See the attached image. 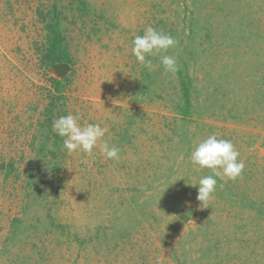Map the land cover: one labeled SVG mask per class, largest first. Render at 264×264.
I'll use <instances>...</instances> for the list:
<instances>
[{
    "label": "rangeland",
    "instance_id": "obj_1",
    "mask_svg": "<svg viewBox=\"0 0 264 264\" xmlns=\"http://www.w3.org/2000/svg\"><path fill=\"white\" fill-rule=\"evenodd\" d=\"M55 18L64 75L42 58ZM148 25L175 75L132 54ZM69 113L120 159L68 153ZM212 134L245 168L204 207L190 154ZM0 264H264V0H0Z\"/></svg>",
    "mask_w": 264,
    "mask_h": 264
},
{
    "label": "clouds",
    "instance_id": "obj_2",
    "mask_svg": "<svg viewBox=\"0 0 264 264\" xmlns=\"http://www.w3.org/2000/svg\"><path fill=\"white\" fill-rule=\"evenodd\" d=\"M177 43L178 41L172 35L148 25L144 28L142 35H136L133 38L132 54L137 62L149 71L154 70L151 58L159 56L164 71L175 75L180 70L178 60L175 56L165 53L170 48H174ZM52 128L58 136L63 138V148L68 153L83 151L91 154L100 142V151L107 159H120L121 149L103 140L109 129L101 127L100 124L89 123L81 126L79 117L69 113L55 119ZM239 157L240 152L231 140L218 138L215 134L199 142L191 152L190 160L193 165L212 170V174L202 177L197 184H190L193 187L198 186L197 200L202 202V206L205 207L213 197L217 178L235 180L242 173L245 163Z\"/></svg>",
    "mask_w": 264,
    "mask_h": 264
},
{
    "label": "trees",
    "instance_id": "obj_3",
    "mask_svg": "<svg viewBox=\"0 0 264 264\" xmlns=\"http://www.w3.org/2000/svg\"><path fill=\"white\" fill-rule=\"evenodd\" d=\"M50 32V37L48 40L47 50L45 54L42 56L43 62L46 63L48 66L54 65L56 63H68V53L67 49L61 43L59 30H58V22L55 18L52 26L48 27ZM52 83L55 84V80H50ZM57 84V83H56ZM181 89H182V99L184 103V107L182 112L187 114L190 108V94L186 88V84L181 81Z\"/></svg>",
    "mask_w": 264,
    "mask_h": 264
},
{
    "label": "water",
    "instance_id": "obj_4",
    "mask_svg": "<svg viewBox=\"0 0 264 264\" xmlns=\"http://www.w3.org/2000/svg\"><path fill=\"white\" fill-rule=\"evenodd\" d=\"M52 73L57 75H64L68 71V67L64 64L54 65L50 68Z\"/></svg>",
    "mask_w": 264,
    "mask_h": 264
},
{
    "label": "crops",
    "instance_id": "obj_5",
    "mask_svg": "<svg viewBox=\"0 0 264 264\" xmlns=\"http://www.w3.org/2000/svg\"><path fill=\"white\" fill-rule=\"evenodd\" d=\"M56 64H58V63H56ZM51 66H52V65H51ZM51 66H49V68H50Z\"/></svg>",
    "mask_w": 264,
    "mask_h": 264
}]
</instances>
